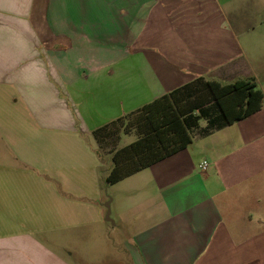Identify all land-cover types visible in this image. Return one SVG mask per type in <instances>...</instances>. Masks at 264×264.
<instances>
[{"label":"crops","instance_id":"1","mask_svg":"<svg viewBox=\"0 0 264 264\" xmlns=\"http://www.w3.org/2000/svg\"><path fill=\"white\" fill-rule=\"evenodd\" d=\"M198 79L264 91V0H0V264H71L107 204L123 264H264V106L105 197L132 142L94 133Z\"/></svg>","mask_w":264,"mask_h":264},{"label":"trees","instance_id":"2","mask_svg":"<svg viewBox=\"0 0 264 264\" xmlns=\"http://www.w3.org/2000/svg\"><path fill=\"white\" fill-rule=\"evenodd\" d=\"M263 106L264 91L250 80L221 85L198 79L164 95L94 133L97 139L103 137L100 142L104 145L106 136L116 138L115 131L109 129L132 117L130 124L137 139L112 151L113 167L106 183H118L185 149L192 142L191 130L202 118L208 119L210 126H224L251 116Z\"/></svg>","mask_w":264,"mask_h":264},{"label":"rangeland","instance_id":"3","mask_svg":"<svg viewBox=\"0 0 264 264\" xmlns=\"http://www.w3.org/2000/svg\"><path fill=\"white\" fill-rule=\"evenodd\" d=\"M261 84L264 86V83ZM130 121H132V117L111 128V130L119 132L117 134L118 136H121L119 147L127 145L136 139L135 131L133 130L134 128L131 127L132 125L130 124ZM124 133L129 135H124ZM104 146L105 147L101 148L100 151L104 155H110L109 151L112 149L113 143L110 142V144ZM116 147L118 148V145ZM104 176L105 179L103 180V186L105 197L107 198L111 190L106 183L107 175L103 171V178ZM106 201H108V199ZM115 218L116 217H111V220H114ZM105 228V233L109 238V242L106 237H92V234L88 237H81L80 234L76 232L77 230L67 231L65 235H63L65 236L63 239V255L71 264H123L124 256L122 254V248L124 237L122 229L113 228L111 222H106ZM109 231L111 232L108 234Z\"/></svg>","mask_w":264,"mask_h":264},{"label":"water","instance_id":"4","mask_svg":"<svg viewBox=\"0 0 264 264\" xmlns=\"http://www.w3.org/2000/svg\"><path fill=\"white\" fill-rule=\"evenodd\" d=\"M106 207H107V214H106V220L107 221H111L112 223H113V221L111 220V218H110V207H109V204H107L106 205Z\"/></svg>","mask_w":264,"mask_h":264},{"label":"built area","instance_id":"5","mask_svg":"<svg viewBox=\"0 0 264 264\" xmlns=\"http://www.w3.org/2000/svg\"><path fill=\"white\" fill-rule=\"evenodd\" d=\"M207 167H208V162L204 161L203 164H202V166H201V168H202L203 170H206Z\"/></svg>","mask_w":264,"mask_h":264}]
</instances>
